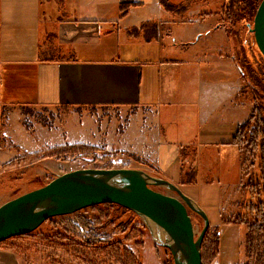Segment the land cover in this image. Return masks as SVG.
<instances>
[{
	"label": "crops",
	"instance_id": "0c3cea01",
	"mask_svg": "<svg viewBox=\"0 0 264 264\" xmlns=\"http://www.w3.org/2000/svg\"><path fill=\"white\" fill-rule=\"evenodd\" d=\"M169 1H189L187 17L169 13L160 0H0V167L104 137L106 145L150 162L195 208L211 209L216 260L236 264L244 228L223 220V206L240 182L241 156L232 142L252 105L241 99L244 80L220 16L224 0ZM122 4H130L127 11ZM145 24L156 25V33H146ZM25 102L115 108L123 127L115 132V117L83 113L76 124L39 122L29 131L14 110ZM230 165L234 179L226 178ZM141 223L144 235L129 249L141 264H165L157 231ZM18 242L0 243V264H39ZM222 247L230 257L222 258Z\"/></svg>",
	"mask_w": 264,
	"mask_h": 264
},
{
	"label": "rangeland",
	"instance_id": "374dc122",
	"mask_svg": "<svg viewBox=\"0 0 264 264\" xmlns=\"http://www.w3.org/2000/svg\"><path fill=\"white\" fill-rule=\"evenodd\" d=\"M221 9L222 8H220V13ZM177 17L185 19L187 17V11L184 15ZM221 18L222 25L225 28L232 27L230 22L225 21L223 16H221ZM247 24H252V20ZM247 24L236 25L240 30L239 38L237 39L234 37V39H232L229 37L231 45L229 54L232 55L233 58L235 57V53L241 55V44L243 43L247 50L245 54L249 57V63H251L259 79V66L258 64H254L253 60H260L263 63L264 60L260 57L258 59L254 58L250 52L248 47L249 37L247 35ZM252 49L254 53L258 52L256 45L253 46ZM234 61L237 69H239L242 75V69L239 63L235 58ZM261 76L264 81V73ZM243 80L244 85L242 88L243 91H241V99L250 101L252 110L255 106H258V100L261 102H259V104H261L260 106L264 108V90L262 91V88L256 86L253 80L248 77ZM253 90L259 93L263 99L256 98ZM25 103L24 106L19 105L18 107H14V110L22 113V123L30 125L31 128L28 129L29 131L33 130L34 125L39 123L41 118L47 122H52V124L57 122L56 125L64 127L71 124L73 121L76 124L78 118V120L81 121V117L84 114L89 117H98V120L106 116H108L109 119L115 117V132H118V130H121L123 127V115L120 113V110L115 108L74 107L70 109L68 106H50L44 108L34 105L32 102ZM4 112L6 113V109H4ZM124 114L127 116L129 113ZM263 131L264 125L261 123L260 114L255 110L253 119L248 128L243 131V136L240 141L241 147L239 148L242 173L238 188L233 191L232 196H229V192L225 196L223 220L236 223L238 221L245 222L244 233L241 239V248L243 251L241 249L237 250L236 255L238 253L241 254L240 260L236 264H264V232L258 230V223H255V213L251 210L252 205L256 201L254 194L255 189H252L253 177L255 174L257 176L260 175V155L264 152L261 147V144H264ZM103 138L104 137H100L82 146L76 145L78 147L69 149L68 152L65 151L64 159L55 157L59 155H56L58 148H54L9 160L5 164L16 161L14 162V166L32 164L33 168L29 170L28 174L20 181L14 182L13 186H0V204L19 194L37 188L40 185H44L59 175L58 173L75 169L131 168L142 170L154 177H159L152 169L138 160L135 157L137 156L136 154L121 149L119 146H116L115 143L106 145ZM3 143L8 144L9 142L4 139ZM18 149V156L21 154L23 155L21 149ZM59 154L64 157L63 153ZM3 166L0 167V174L4 172ZM235 169L236 168L230 165L226 178L234 179L235 176L232 173ZM152 187L162 192L174 194V192L166 186L152 184ZM250 199H252L251 203L249 201ZM206 209L208 220L211 221L212 214L209 213L211 209ZM190 214L195 236L198 237L204 224L203 220L195 212L190 211ZM130 219L133 221L128 223ZM141 222L148 224L135 213H131L130 210L119 205L100 204L70 215L51 218L33 232L16 236L3 242L11 240L20 241L17 243L18 248L25 253L33 252V259L39 264H121L119 261L125 263L126 260L125 251H131L129 249L130 245L133 243H130L131 240L137 238L138 241H140L142 235H144V226ZM215 234L218 236L217 229L210 228L209 226L201 241L200 252L202 264H222L216 260L218 250L215 254V246L213 245ZM108 243L110 244L107 245ZM219 244L220 240L218 242V249ZM157 247L164 256L165 264H176L175 257L168 247L164 246L162 242L157 243ZM220 255L222 258L226 259L231 256V253L228 252V249L222 247ZM136 258L141 264L138 256H136Z\"/></svg>",
	"mask_w": 264,
	"mask_h": 264
},
{
	"label": "water",
	"instance_id": "95a60500",
	"mask_svg": "<svg viewBox=\"0 0 264 264\" xmlns=\"http://www.w3.org/2000/svg\"><path fill=\"white\" fill-rule=\"evenodd\" d=\"M248 26L264 57V0ZM152 184L166 186L174 194L156 190ZM100 204H116L141 217L162 235L161 242L170 249L176 264H202L200 244L209 227L207 215L175 184L131 168L75 169L6 200L0 204V243L29 234L51 218ZM190 211L204 223L198 237Z\"/></svg>",
	"mask_w": 264,
	"mask_h": 264
},
{
	"label": "trees",
	"instance_id": "16d2710c",
	"mask_svg": "<svg viewBox=\"0 0 264 264\" xmlns=\"http://www.w3.org/2000/svg\"><path fill=\"white\" fill-rule=\"evenodd\" d=\"M261 0H225V2L222 5V9H221V16H223V18L225 19V21L230 22L231 24V28L226 27L225 31L228 35V37L234 39L235 38H239V33L240 30L239 28L236 26L237 24H247L249 21L252 20L255 11L259 5ZM160 4L163 6V8L165 10H167L169 13L176 15V16H182L186 13V11L189 8V1L187 3H179V4H174L172 2H170L169 0H160ZM130 4H122L121 5V10L122 12L127 11V9L129 8ZM207 14H202V16H205ZM247 28H248V37H249V41H248V47L250 49V52L252 53V56H254V58L258 59L259 57L262 58L264 60L263 55L260 53V51L258 50L257 46L256 49L258 52H253L252 47L255 46V41L253 40V33L249 31V26L247 24ZM142 29L148 33L149 35L151 34H155L157 31V26L154 24H145ZM241 55L238 54H234L235 55V60H237V62L239 63L241 69H242V78L245 79L246 77H248L249 79L253 80L254 84L258 87L262 88V91L264 90V81L262 80V74L264 73V63L260 60H253L254 64H258L259 66V70H260V77L259 79L257 78V74L254 71L253 67L251 66V63H249V57L245 54L246 53V49H245V45H243V43L241 44ZM243 91V90H242ZM255 90H253L254 92ZM255 93L256 98L259 99H263L262 96H260L259 93ZM258 102V106H255L254 109L252 110L250 116L248 117V119L243 122L242 124L239 125L236 134L233 138V144L238 148V150L240 151V141L241 138L243 136V131H245L248 126L250 125L251 120L253 119V113L254 111H258L260 114V120L261 123L264 125V108H262L259 104L260 100L257 101ZM261 103V102H260ZM26 104V103H25ZM24 103H20V105H25ZM41 107H48V106H41ZM76 108H81V106L76 107ZM40 123L43 124L44 126L47 127H51L52 126V122H47L44 119H40ZM24 126H26L27 129H30V125H26L25 123L23 124ZM262 132V131H261ZM264 133V131H263ZM82 146V145H81ZM75 147H78L76 145H67L65 147L62 148H58L57 149V154L59 156H55V157H61L62 159L65 158V153L69 151V149H73ZM261 147L263 148L264 151V144H261ZM66 151V152H65ZM63 153L64 157L60 156L59 153ZM138 160H140L141 162H143V164H145L146 166H148L150 169L153 170V172L156 174V169L152 166V164L150 162H148L146 159H143L139 156H135ZM14 162L16 161H11L7 164H5L3 166L4 168V172L0 174V186H13L14 182L20 181L25 175L28 174L29 170H31L33 168V165H29V164H25L23 166H14ZM260 166L261 169L259 170V174L260 175H254L253 177V188L255 189V203L252 205L251 210L254 211L255 213V223L258 226V230L264 232V152L262 155H260ZM196 173L195 168L191 169V172L188 174L187 176V180L191 181L194 177ZM7 181V182H5ZM12 183V184H11ZM41 186V185H40ZM250 203L252 202V199L249 200ZM112 205V204H109ZM254 206V207H253ZM132 213V212H131ZM133 220L130 219L128 223H131ZM239 225L242 226L244 228L245 226V222H239ZM255 224V225H256ZM260 233V232H259ZM106 242V241H105ZM218 236L215 234L214 239H213V245L215 246L214 250H215V254L218 250ZM89 243V242H88ZM107 243V242H106ZM110 243H108L107 245H109ZM126 250V249H125ZM125 263L119 261V263L121 264H140L137 261L136 256L131 252V251H125ZM127 262V263H126Z\"/></svg>",
	"mask_w": 264,
	"mask_h": 264
},
{
	"label": "bare ground",
	"instance_id": "6f19581e",
	"mask_svg": "<svg viewBox=\"0 0 264 264\" xmlns=\"http://www.w3.org/2000/svg\"><path fill=\"white\" fill-rule=\"evenodd\" d=\"M159 237H160V239H161V241H162V240H163V239H162V235H159ZM177 258H178V261H179V259H180V256L178 255V257H177Z\"/></svg>",
	"mask_w": 264,
	"mask_h": 264
}]
</instances>
